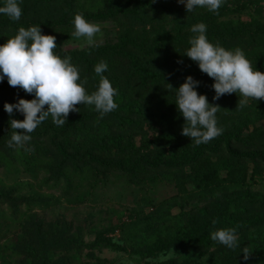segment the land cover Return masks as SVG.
<instances>
[{
	"label": "trees",
	"instance_id": "obj_1",
	"mask_svg": "<svg viewBox=\"0 0 264 264\" xmlns=\"http://www.w3.org/2000/svg\"><path fill=\"white\" fill-rule=\"evenodd\" d=\"M263 5L260 0H224L215 13L202 8L191 13L172 9L168 21L167 14L155 16L160 12V3L155 0H21L19 20L0 15V43L34 21L42 34L55 37L56 51L71 58L86 81L88 93L99 79L93 66L101 60L106 62L103 75L116 89L118 105L100 117L93 106L78 104V112L70 111L63 126L55 125L49 117L29 134L31 139L23 146L0 143V168L14 183H0V202L14 208L10 217L20 230L0 243V264H113V260L95 254L94 249L100 251L102 247L135 255L136 264L170 250L174 256L158 264H264L262 251L247 260L236 254L238 248L250 243L264 249V214L250 210L264 196L244 189L248 162L264 163V146L239 150L231 145L244 130L250 139L264 134V100L249 99L243 108L238 106L239 93L213 100L212 78L182 55L193 35L190 27L203 22L210 42L226 49L240 48L253 67L264 72V24L253 25L240 17L250 7L262 16ZM75 13H82L85 19H111L117 27L116 39L99 46L62 48L57 33L69 28ZM188 75L199 81L197 93L220 107L216 119L222 133L200 145L181 135L183 117L172 103L173 94L165 89L166 83L175 88ZM18 97L33 98L19 87L9 86L6 79L0 81V131L7 128L9 138L13 130L8 120L23 119V115L14 110L9 117L3 104ZM149 130L158 132L154 140L148 138ZM136 136L139 145L135 144ZM220 144L225 150L222 154ZM109 165L135 183L139 173L150 169L155 173L144 178L158 180L157 170L165 167L168 171L160 177L176 189L175 194L157 203L149 202L147 212L132 209L128 221L117 226L123 245L103 239L104 234L97 236L101 240L85 242L81 230L73 229L64 218L45 221L31 208L19 209L15 183L21 173L51 171L55 181H63V187L73 193L84 189L86 180L96 186L99 169ZM253 172L254 168L250 176ZM87 192L88 188L77 192L75 198L82 200ZM191 197L211 201L186 211L183 200ZM176 207L179 210L174 212ZM231 227L237 233L251 228L252 232L238 240L239 247L234 250L216 248L219 244L210 239V232ZM86 248L84 255L90 260L83 263L80 259Z\"/></svg>",
	"mask_w": 264,
	"mask_h": 264
},
{
	"label": "clouds",
	"instance_id": "obj_2",
	"mask_svg": "<svg viewBox=\"0 0 264 264\" xmlns=\"http://www.w3.org/2000/svg\"><path fill=\"white\" fill-rule=\"evenodd\" d=\"M20 2L0 0V15L12 21L19 20L22 12ZM177 3L184 6L186 13L198 8L215 13L224 0H177ZM72 26L74 37H83L88 46L96 45V37L102 30L100 24L87 21L82 13H75ZM206 28L203 22L190 27L193 35L189 37L188 47L182 55L194 61L202 73L212 78L213 100L224 94L239 93L240 108L246 106L249 99L264 100V72L253 67L240 48L226 49L210 42ZM56 49L55 37L42 34L38 24L19 27L0 43V81L6 79L9 86L19 87L33 97H18L13 103L3 104L9 117L14 110L23 115V119L10 118L7 122L13 130L7 141L9 146L26 144L31 139L29 134L49 117L55 125L63 126L70 111L78 112V104L93 106L100 117L118 107L114 99L116 89L103 75L108 68L106 62L101 60L93 66L99 79L95 89L88 93L84 87L86 81L81 79L78 68L70 62L71 58L62 57ZM166 84L165 89L174 97L172 103L183 117L181 135L200 145L222 133L216 119L220 107L209 103L204 94L197 93L199 81L188 75L175 88ZM209 235L213 242L227 249L239 247L234 227L218 228ZM239 252L243 253L242 259L247 260L249 252L246 249Z\"/></svg>",
	"mask_w": 264,
	"mask_h": 264
},
{
	"label": "rangeland",
	"instance_id": "obj_3",
	"mask_svg": "<svg viewBox=\"0 0 264 264\" xmlns=\"http://www.w3.org/2000/svg\"><path fill=\"white\" fill-rule=\"evenodd\" d=\"M156 3H160L159 11L155 16L161 17L167 14V20H170V11L184 9L182 4L177 3V0H155ZM263 5L264 0H260ZM264 6V5H263ZM162 9H166L162 13ZM172 10V11H173ZM244 21H248L253 25L264 24V14L262 16H257L253 8H248L243 11L240 16ZM87 21L98 23L101 25V33L96 37V45H104L111 43L116 39L117 27L111 19L103 20H91ZM36 25L35 22H30L29 26ZM48 32L47 28H45ZM52 33V31H51ZM61 31H58V40L61 43L62 48L65 49H81L88 47L85 43L83 37L76 38L72 35L73 26L70 23L69 28L65 29L60 35ZM264 128V127H262ZM8 129L5 128L4 131H0V143H7L9 138ZM248 131L244 130L238 139L232 140V147L239 150H249L254 147L264 146V134L261 135L259 139H250ZM158 134L155 130H149L148 138L153 139ZM135 144L139 145V136L135 137ZM210 145V144H209ZM15 145H12V147ZM154 145H150L151 149ZM212 147V144L210 145ZM223 144L219 145V153H224ZM249 172L247 185L244 189L258 192L264 196V163L261 161H249ZM188 166H185L188 172ZM254 168V175L250 176L251 170ZM168 169L163 167L157 170L158 180L151 181L150 177L144 178V176L152 175L155 173L154 169H150L147 172L139 173L137 180L139 182L135 183L131 181L127 174H122L119 170L112 166H106L105 168L99 169V178L95 183L96 186L90 185L89 181L84 182V189L78 188L73 193L70 189L64 188L63 181H55V177L45 171L38 172L37 175H31L30 173H21L19 181L15 183L16 191L20 196L17 200L19 203V209L31 208L33 212H36L45 221H51L56 218H64L73 229H80L85 242H90L97 238L98 235L104 234L103 239H110L111 242L115 244L123 245V240L121 239V231L117 227L120 223H126L128 221L129 213L132 209L147 212L151 208L148 203H157L160 200L176 193V189L172 184L166 183L164 179H161ZM3 168H0V183H4L5 186H13V180L9 177L3 175ZM190 186V185H189ZM88 188L87 195L82 200L75 198V194L80 191H84ZM214 199V198H212ZM211 199H199L197 197H191L188 200H183L184 209L186 211L194 210L206 203H209ZM148 205V206H146ZM8 203L2 204L0 202V243H2L6 237L13 236L15 232H19V226L17 222L12 219V210ZM178 207L174 208L173 211L177 212ZM250 210L258 211L261 215L264 214V197L261 203L252 205ZM255 230V228L253 229ZM263 230V229H262ZM260 230V232H262ZM252 232V228L245 230L242 233H237L239 239L246 238L249 233ZM101 240L98 237L97 240ZM262 238V234H260ZM224 247L218 245L216 248ZM225 248V247H224ZM241 249H246L249 255H254L257 253H263L259 245L255 243H250L246 247ZM241 249H237L236 254L243 256V253L239 252ZM88 249L83 250V256L81 257V262H87L88 258L84 254ZM95 254L100 257H105L113 260V264H136L135 260L138 259L135 255H129L122 250H113L109 247H102L100 251L94 249ZM174 256L172 251H168L165 254H159L156 258H145L141 259V264H158L162 260H166L169 257ZM148 260V261H146ZM145 262V263H144ZM148 263V264H149ZM13 264V263H11ZM254 264V263H251Z\"/></svg>",
	"mask_w": 264,
	"mask_h": 264
}]
</instances>
